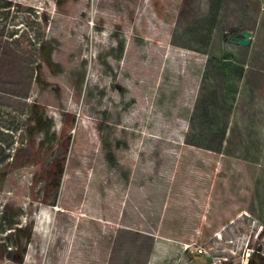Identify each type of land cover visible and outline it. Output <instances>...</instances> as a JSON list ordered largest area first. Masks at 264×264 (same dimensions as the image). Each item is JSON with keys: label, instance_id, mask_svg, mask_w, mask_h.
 I'll return each instance as SVG.
<instances>
[{"label": "rangeland", "instance_id": "rangeland-1", "mask_svg": "<svg viewBox=\"0 0 264 264\" xmlns=\"http://www.w3.org/2000/svg\"><path fill=\"white\" fill-rule=\"evenodd\" d=\"M212 5L0 0V130L12 134L0 163L24 145L0 212L8 203L9 226L33 228L19 264H181L186 243L233 256L243 249L215 233L264 227V0H223L217 19ZM246 30L250 45L228 41ZM34 103L37 141L50 124L54 144L39 160L25 134ZM41 167L57 188L34 182Z\"/></svg>", "mask_w": 264, "mask_h": 264}, {"label": "trees", "instance_id": "trees-1", "mask_svg": "<svg viewBox=\"0 0 264 264\" xmlns=\"http://www.w3.org/2000/svg\"><path fill=\"white\" fill-rule=\"evenodd\" d=\"M222 2L223 0H213V5L211 8V16L213 17H218V14L220 12L221 6H222ZM47 20V19H46ZM204 28H201L199 30H202ZM199 32V31H198ZM45 56V60L46 61H50L51 57L50 54L47 53ZM35 73H36V81L38 82V84H43L44 82V78H43V74H42V70H41V66L39 65L36 69H35ZM236 97V94L234 95L233 92V96L231 97L230 95H227L226 97H224V102L228 103L230 102V99ZM232 102V101H231ZM217 106V102L212 103L211 102V108H215L216 109ZM45 111L43 110L42 107L38 106L37 103H34L31 106V112L30 115L27 117V122H26V126H25V134H26V138H27V147L29 149H31V153L32 155H34V157L39 160V156L43 155L45 153V151L48 152L49 149H53L54 148V144H53V137L51 135H53V133H51L50 131V124L47 126L48 128L46 129L45 132V136L41 141H37V133L38 130L44 126V124H46V119L44 116ZM227 119L225 116H223L222 118V124H221V130H223V132L225 131L226 127H227ZM223 135V134H222ZM5 136H10L12 138V134L9 133H5L4 131L0 130V151L3 154L4 152H6L7 147H6V143H5ZM2 138V139H1ZM4 140V141H3ZM24 145H20L17 147H9V150H15V155H7L3 160V162H5V160H7L8 158H11L12 161H7L5 163H0V182L2 183L7 174H8V170L13 167L16 166L17 164H19V162H21V155L20 152L23 151ZM49 147V148H48ZM57 167L59 169V171L62 169L63 165H61L60 163H57ZM58 176V174H57ZM55 175V177H51V168H44L41 167L40 170H38L35 174H34V182L37 185H40L41 183L53 186V188H57L59 186L58 184V178ZM45 189L42 188L41 186L38 188V194H42L44 193ZM40 196L43 195H33V198H40ZM10 204L6 203L4 205V210L2 212H0V234H4L6 233V239H10L12 237H14V241L12 244H0V249L2 248V253L6 252L7 256L10 258V260L13 262V264H19L23 261L24 259V254L26 251V245L27 242L31 241L32 239V225L30 224H18L16 227H10L9 226V222L10 219L8 217V209H9ZM9 233V234H8ZM24 237V239L22 238ZM5 239V240H6ZM249 264H264V245L262 246L261 244L258 245L253 253L250 256V261Z\"/></svg>", "mask_w": 264, "mask_h": 264}, {"label": "built area", "instance_id": "built-area-1", "mask_svg": "<svg viewBox=\"0 0 264 264\" xmlns=\"http://www.w3.org/2000/svg\"><path fill=\"white\" fill-rule=\"evenodd\" d=\"M256 226V224L254 225ZM232 229V228H231ZM225 231V228L223 229ZM255 234L247 235L243 234L241 236H235V238L226 235L223 231L215 233L214 243L217 246H221L225 239L226 245H235L241 249L242 252L234 251V255L230 256L228 254L222 253L219 249L215 250V247H209V250L203 247L197 240L186 243L185 250H189L191 257L188 261L181 264H249L250 256L254 249L251 247V241L254 238L264 240V227L260 225ZM193 250V251H192ZM201 258V261L196 260V258Z\"/></svg>", "mask_w": 264, "mask_h": 264}, {"label": "water", "instance_id": "water-1", "mask_svg": "<svg viewBox=\"0 0 264 264\" xmlns=\"http://www.w3.org/2000/svg\"><path fill=\"white\" fill-rule=\"evenodd\" d=\"M228 41L243 46H248L252 42V31L246 30L238 33L237 35H227Z\"/></svg>", "mask_w": 264, "mask_h": 264}]
</instances>
